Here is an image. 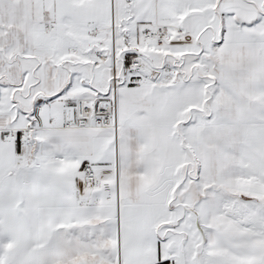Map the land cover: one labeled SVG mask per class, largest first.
<instances>
[{"label": "snow or ice", "instance_id": "1", "mask_svg": "<svg viewBox=\"0 0 264 264\" xmlns=\"http://www.w3.org/2000/svg\"><path fill=\"white\" fill-rule=\"evenodd\" d=\"M0 264H264V0H0Z\"/></svg>", "mask_w": 264, "mask_h": 264}]
</instances>
